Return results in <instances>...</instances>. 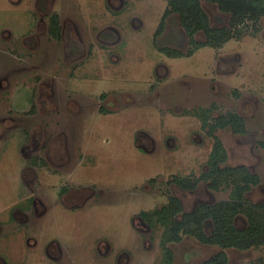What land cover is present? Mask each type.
<instances>
[{
    "label": "rangeland",
    "instance_id": "374dc122",
    "mask_svg": "<svg viewBox=\"0 0 264 264\" xmlns=\"http://www.w3.org/2000/svg\"><path fill=\"white\" fill-rule=\"evenodd\" d=\"M16 2L0 0V34L7 30L13 35L3 41L0 36V226L7 228L16 211L31 204L25 198L33 185L36 192L30 195L41 196L51 207L41 224V240L36 238L38 252L26 244V235H19L20 240L11 235L0 238L1 257L9 253L15 260L23 256L25 262L50 264L46 245L56 240L81 264H106L95 257L97 240L104 238L127 252L132 249L134 264H162L160 231L142 236L131 218L160 208L169 193L180 197L166 185L173 176H198L207 169L213 140L206 130L228 112L244 114L247 134L238 137L226 129L216 135L227 147L231 166L246 165L263 180L250 199L264 202V18L254 27L250 23L242 38L191 55L181 27L180 36L169 30L159 44H169L167 37L180 41L184 57L174 60L159 53L153 42L166 0H126L115 12L107 0H80L73 8L85 14L81 35L88 57L66 63L60 45L56 59L39 71L38 62L25 57L21 46L33 19L31 3L17 7ZM201 2L213 19L217 8ZM100 9L103 25L97 27ZM137 16L142 27L132 23ZM173 24L179 28L177 20ZM213 26L229 27V18ZM102 28L105 34L99 37ZM195 40L205 43L207 37L199 33ZM160 65L170 73L159 69L157 76ZM136 137L141 138L138 146ZM143 145L146 152L139 149ZM40 160L44 165L36 166ZM25 169L30 188L22 177ZM67 189H91L95 197L67 207L58 195ZM226 198L225 192L216 195V200ZM197 200L185 195L186 210ZM172 248L174 264H201L218 252L191 238ZM228 255L229 264H253L264 259V249Z\"/></svg>",
    "mask_w": 264,
    "mask_h": 264
},
{
    "label": "flooded vegetation",
    "instance_id": "af4514ba",
    "mask_svg": "<svg viewBox=\"0 0 264 264\" xmlns=\"http://www.w3.org/2000/svg\"><path fill=\"white\" fill-rule=\"evenodd\" d=\"M25 1L26 0H17V2L15 3L16 4L15 6L22 7ZM27 1L31 3V7L28 11L32 12L33 19L30 25L28 26V30H26L27 33H24L22 35L21 46H24L26 48V51L29 52L28 54H26V51H24L25 57L31 58V60H36L38 62L37 64H39L40 68H37V69H39V71H42V68L45 64L51 63L53 60L56 59L55 58L56 57V52H55L56 47L57 46L59 47L60 45H62L64 48L63 61L66 63L75 62L80 58L85 60L88 57V53H85V57L83 55V51L84 49L86 51L88 45L83 44L84 41L81 35L82 21L85 23V14H83V9L81 13H79V10L81 9L80 7L73 8L74 7L73 5H75V3L77 4L78 2H80V0H27ZM101 1L103 2V0ZM8 2L10 4H14V0H8ZM113 2L115 3L119 2L120 5L117 6V4ZM166 3H167V8H168V0H166ZM107 4H108L107 5L108 8L112 10L113 12H115V10H120L126 5V0H107ZM167 8L165 9L161 17L160 23L158 24L156 28L157 30L154 33V41H153L154 48L159 53H161L162 55L166 57H169L170 59H174V60L180 59L181 57L175 56V55L180 54V41L179 40H174L175 38H172V37H170V40H168V37H167L166 41L169 42V44L167 45L159 44L160 38L163 37L164 35H165L164 37H166V33L169 32V30L172 33H177V36H180V17L178 14H172L169 18L166 19L164 30L159 34V28L161 26V23L167 11ZM73 9L75 11L73 13L77 15V18H73L72 16ZM103 12L104 10L102 9H100L97 12V16L95 20L97 27L100 25H103L102 24L103 23ZM176 20L178 22L179 28H176L173 24L174 22H176ZM136 22L139 23V25L136 27H142L143 23L139 16L133 19V22H132L133 25ZM108 29H110L109 31L113 32L115 35L117 33H120L118 30H116V28L108 27ZM100 31L101 32H99L98 34L99 37L102 36L103 33L105 34L104 28H102V30ZM0 36H1L2 41L5 38L7 40L8 38L11 39L13 37V35L7 30L2 31ZM99 37L97 38V40L99 39ZM97 44H100V43H97ZM164 49H172L174 50L175 53H173V55H169L164 51ZM21 54L22 53H19L20 56H23V54L22 55ZM159 69L164 71V73L166 72L165 74L167 75L170 73L167 66L160 65L158 66L156 70L157 76L159 75V72H158ZM48 86H47V89L54 92V88L50 86L48 87ZM39 87L42 88L41 85ZM232 115H236L242 119L243 126H244L243 133L242 132L237 133L234 127L230 125L225 128L218 129L213 134L214 137L211 136L210 129L212 128V126L215 125L218 120L223 119L224 117L229 119L230 116ZM216 120L213 124H210V127H208L206 130V132L209 133L211 139L213 140L212 149L209 154L208 162L206 165L207 169H204L202 173L199 174L198 176H195V175L184 176V177H191L195 181L198 180L196 187L194 189H183V188L177 187L174 184H171V182L168 181L166 185L171 186L173 188L175 187V189H177L178 191V194L180 193L182 197L181 196L179 197V195H175L174 192H172L171 194L169 193L167 194L168 196L166 197V201H167L166 204H164L160 208H157L154 211L140 212L137 216H133L131 218L133 228L136 229V231L140 235L142 236L145 235L149 237L150 235L152 236L157 230H159L160 231V245L162 246V238L173 236L172 233H167V231H169V229L173 227L172 221H175L176 223L180 224V222L183 221L184 219V215L192 214L200 207H212L223 200L229 199L230 194H231L230 187L226 188L224 185H221L218 189H216L211 186V183L213 181H210V180L206 181L202 179L203 175L208 173L210 170L209 161L212 155H214V149H215V144H216L215 138H217L218 141L221 143V145L224 148V152L226 154V161L222 165L224 169L226 168L227 169L228 168L237 169L239 167H244L251 175H254L259 179V183L256 185H252L251 190L246 194L245 197L249 203L254 204V205L263 206L262 211L264 213V202H253L250 199V195L253 192V189L255 187H259L263 183V180H261L257 174L253 173L250 170V168L246 165L231 166L229 163V153H228L227 147L225 143L221 140V138H219V136L216 135L217 132L228 129L231 131V133L234 136H238V137L245 136L247 134V131H246L244 114H242L241 112H236V113L228 112L226 114L220 115V117L217 118ZM146 139L149 140L148 143L152 144L153 139L148 138V137H146ZM135 141L137 145L139 141H141V138L136 137ZM139 149L142 150V152L147 151V147L145 145H143L142 147H139ZM60 160L62 161V159ZM38 164L44 165L42 160H40V163H37L36 166H38ZM27 168L31 169L32 167H27ZM26 169L23 171L22 177L27 187L30 188V185L28 184L30 180L28 181L27 179H25ZM32 169L31 171H34V169L33 170ZM175 176H181V175L178 174ZM36 181L33 180L32 182L35 183ZM29 191H30L29 196L25 198V201H30L31 204L29 206H26V208L22 210L16 211V213L14 214V217L7 221L6 223L8 225L7 228L0 226V238L3 239L4 237V238L9 239L11 235H15V237L20 240L19 235H23V236L26 235V238H27L26 244L31 245L32 243V245L34 246V247L32 246L30 247L33 250L32 252H38L36 249L38 248L37 246H39L40 241L36 238H39V239L41 238V235L39 233V231L41 230V224L44 218L46 217V215L48 214V211L51 205L50 203L48 204V202H45L44 200H42L43 198L41 199L40 198L41 196L39 195L34 197V193L36 192V188L34 185L31 186ZM60 191L61 192L58 193V195L59 197H61L63 205L67 207L68 206L78 207V205L82 204L81 201H83V204H86L88 201H90L93 198L92 196H94L95 194L93 193L91 189H84L81 191L74 190V189H67L64 191L63 190H60ZM31 192H34L32 196L30 195ZM99 192H103V190ZM224 192L227 193V198L216 200V195L219 193H224ZM185 195H195L198 197V200L195 202V206L190 211L186 210V204L183 202V197ZM170 196L175 197L178 203L181 204L183 208V212L175 216L172 221L168 217L167 219H164L162 218L161 215H159L165 208H168L170 206L171 204L169 200ZM87 197L89 199L85 201V198ZM205 197H208V199L207 198L205 199ZM76 200H78L79 202H77L75 205L74 202ZM158 212L160 213L158 214ZM241 220L243 221V224L240 225L239 223ZM234 223H235V226L240 230H246L248 227V219L242 215L241 216L239 215L235 219ZM137 225H139V227H137ZM6 229L8 230V232L5 231L4 233V230ZM213 230H214L213 222L207 219L204 222V233L207 236H211ZM31 235H33V237H31ZM179 236H180V233H179ZM186 238H191L197 241V239L194 237L182 234L181 242L180 241L179 242H169L166 244L165 248H163L162 246V249H163V257H162L163 259L161 261L162 264H174L175 263V252H174L175 250L172 247H174L175 245L181 244ZM45 240L46 238L43 237V241ZM130 242H132V240H130L129 243H127V246L132 245ZM150 243H151V237L146 238V240L144 241V245H143L144 248L149 249L148 244ZM197 243L199 245H202L203 247H210V248L212 247L218 250V252L215 255H213L212 257L208 258L205 261H202L201 264H205L207 261L216 257L219 253H222V252H224L227 257L226 264H229L230 262V258L228 255L229 251H237V252L244 253V252H248L251 250H263L264 249V245H262L259 248L253 247V248H250L248 250H243V251H240L237 249L222 250L218 246H215V245L213 246L204 245L198 241ZM96 245L97 246H96L95 257L98 256L100 260L105 262L106 264H111L112 261H113V264H134L135 263V259H134L135 253L133 252V250L130 249L131 252H127L126 248L125 247L120 248L119 245L116 243V241H113L111 239L99 238L97 240ZM46 247H47L46 257L49 259L50 264H81L82 263V261L79 262L76 259L74 260L73 254L71 253L69 248H67L66 246H63L61 243H59L56 240L48 242ZM151 248L152 247H150V249ZM170 253L172 256V261L169 263ZM35 258H36V253H34L33 261H35ZM32 263L34 264V262ZM32 263L25 262V259L23 256H19L16 260L9 253L5 254L4 257L0 256V264H32ZM253 264H264V259L259 260L257 262H253Z\"/></svg>",
    "mask_w": 264,
    "mask_h": 264
},
{
    "label": "trees",
    "instance_id": "16d2710c",
    "mask_svg": "<svg viewBox=\"0 0 264 264\" xmlns=\"http://www.w3.org/2000/svg\"><path fill=\"white\" fill-rule=\"evenodd\" d=\"M203 2L208 6L217 8L218 13L213 19L206 12L201 0H168V8L159 28L160 34L164 30L166 19L172 14H178L180 27L192 46L190 55L195 50L206 46L218 48L234 39L238 40L245 34V28L250 26V23H252L251 27H254L264 18V0H203ZM227 18H229V27L214 28V24L221 25ZM199 33L206 35L205 43L196 42L195 37ZM164 51L169 55L175 53L172 49H164ZM175 56L183 57L184 54L180 53ZM230 125L234 127L237 133H243L242 119L232 115L229 119L224 117L218 120L210 129L211 136L214 137L213 134L218 129ZM215 140L214 155L209 161L210 170L203 175L202 179L213 181L211 186L216 189L221 185L226 188L230 187V197L215 206L200 207L194 213L184 215L183 221L179 224L172 220L183 212V208L175 197L170 196V206L161 213L158 212L162 218L167 219L168 217L173 222V227L167 231L173 236L162 238L163 248L169 242H181L182 234L196 238L201 244L218 246L222 250L237 249L243 251L264 245L263 206L251 204L245 197L251 190V186L259 183V179L251 175L244 167L224 169L222 165L226 161V154L218 139L215 138ZM170 182L183 189H194L198 180L195 181L191 177L175 176L171 178ZM239 215L248 219L246 230H240L235 226V219ZM207 219L214 224L211 236L204 233V222ZM171 261L170 253L169 263ZM226 262L227 257L222 252L205 264H226Z\"/></svg>",
    "mask_w": 264,
    "mask_h": 264
}]
</instances>
